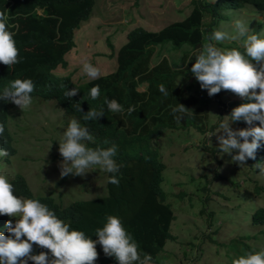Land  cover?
<instances>
[{
	"label": "trees",
	"instance_id": "1",
	"mask_svg": "<svg viewBox=\"0 0 264 264\" xmlns=\"http://www.w3.org/2000/svg\"><path fill=\"white\" fill-rule=\"evenodd\" d=\"M97 2L98 0H0V10H9V28L15 33L14 39L21 60L11 68L0 63V94L15 79H32L35 84L31 93L32 104L54 103L63 111L64 125L68 126L67 121L77 119L94 137V142H86L88 147L107 148L112 143L118 145L114 159L120 165V171L116 174L120 180L119 186L108 182L113 174L106 172L103 196L73 201L61 214L56 211L57 217L70 224L71 229L83 231L96 240V229L104 226L109 215L117 216L138 243L141 253L151 254V263L155 264L157 258L166 253L167 243L176 240L171 234V226L177 220V210L161 188L166 166L157 148L158 142L167 131H178L186 136L196 132L204 137L201 142L205 145L206 135L220 123L211 125L210 106L215 103L223 108L226 102L222 95L227 91L222 89L212 97L208 96L207 90L200 96L194 95L192 89L197 80L190 72L191 64L208 42L207 38L229 18L230 11L240 12L250 6L261 14L262 19L257 21L252 34L264 37V0H214L213 3L209 0H190L186 7L187 13L180 20L170 22L157 31L142 26L128 31L124 45L114 55H109V58L114 56L116 62L113 72L81 83L72 82L70 77L53 75L58 67L68 66L65 55L75 47L74 33L92 17ZM106 41L113 48L109 39ZM166 46L175 52L184 49L178 62H170L163 57L153 64L157 48ZM217 46L237 48L244 52L235 43ZM189 77H194V81L187 86L180 87L177 84V79ZM97 84L100 86V96L92 100L90 90ZM161 84L168 95L159 91ZM72 88L78 89V94L72 98L65 97V91ZM112 99L118 101L125 111L113 113L108 110L106 101ZM244 102L246 101L241 103ZM178 103L188 110L174 114L172 109ZM238 103H230L229 106L237 107L241 104ZM130 106H135L136 110L128 114ZM16 107L12 102L0 100V120L3 124L7 123L11 109ZM80 107L83 112L78 110ZM101 108L104 116L99 120L83 119L88 110ZM177 115L180 116L179 120ZM254 123L259 125V122ZM236 124L238 129L247 127L241 121ZM104 141L109 143L105 144ZM260 143L256 159L247 160L259 169L264 158V141ZM214 179L223 180V177L217 174ZM262 191L264 187L254 188L256 196ZM24 194L30 196L27 192ZM184 196L179 195V198L182 200ZM60 197L63 199L64 195L61 193ZM223 198L226 200V197ZM204 213L199 212L201 215ZM208 215V226L211 228L213 223L216 224L217 218L210 221L215 216L214 212ZM251 224L258 226L259 231L241 238L243 248L234 254V259L249 252L254 253V249L258 252L256 243L264 238V207L255 209L251 215ZM197 240L200 239L193 236L186 245L193 247L192 241ZM33 246V255L49 252L38 245ZM96 250L99 255L95 264H118L114 257L105 256L101 245L97 244ZM180 250H184L182 246ZM51 258L49 252V259ZM28 264L33 262L29 261Z\"/></svg>",
	"mask_w": 264,
	"mask_h": 264
},
{
	"label": "clouds",
	"instance_id": "2",
	"mask_svg": "<svg viewBox=\"0 0 264 264\" xmlns=\"http://www.w3.org/2000/svg\"><path fill=\"white\" fill-rule=\"evenodd\" d=\"M8 11V9L0 10V63L11 68L21 60L14 39L15 33L9 28ZM234 28L235 35L216 30L209 36L208 42L203 45L195 62L191 64L190 72L199 83L201 90H207L209 97L220 93L223 89L246 101L233 108L230 115L224 116L226 120L219 124V132L210 134L213 136L222 133L217 135L219 151L229 154L232 161L241 167L246 166L248 159H256V151L261 146L260 142L264 141V37L251 34L249 25L241 20L234 21ZM242 38L243 53L237 48L221 49L217 46L224 41H236ZM55 71L53 75L61 77ZM83 71L92 80L100 76V69L87 61L83 63ZM61 87L65 86L61 85ZM34 89L35 84L32 79H15L10 87L4 88L0 100L12 102L23 111L32 105L31 93ZM159 91L168 95L162 84L159 86ZM78 92V89L72 88L65 91L64 95L72 98ZM99 96L100 86L97 84L91 88L90 97L96 100ZM40 104H51L54 109L60 111L62 125L67 128L63 134V141L59 143V153L63 158L59 165L61 179L54 183L46 182L42 174L35 172L36 167L31 175H26L31 160L22 151L19 143L21 139L15 128L9 127L13 115L11 109L7 123L3 124L0 120V230L2 231L0 232V264H28L29 261L33 264H95L99 255L96 250L97 244L101 245L105 256L114 257L118 264H152L151 254L141 253L138 243L117 216L109 215L104 226L96 229L95 235L98 237L96 240L91 239L83 231L71 229L70 224L57 217L58 212L61 214L73 201L103 196L106 189V172L113 174L108 182L119 186L120 180L116 174L120 171V165L114 159L118 145L112 143L107 148L88 147L86 142H94V137L87 127L82 126L77 119L67 121L68 126L64 125L62 109L52 102ZM106 104L107 109L113 113L125 111L115 99L107 100ZM78 110L83 112L81 107ZM135 110V106H130L127 112L131 114ZM187 110L179 103L172 109L174 114L185 113ZM103 116V108L92 109L85 113L83 119L99 120ZM176 118L179 120L180 116L177 115ZM240 121L246 123L247 127L233 129L231 125ZM254 122H259V125ZM104 143L109 142L104 141ZM96 167L103 170L98 172L103 178L100 194L90 199L73 200L68 192L62 193L59 190L67 176L84 177L90 169ZM36 177L49 185L34 187V190L32 180ZM83 191L84 189L80 190ZM26 192L30 196L25 195ZM61 193L68 200L66 203L64 197L63 199L60 197ZM33 244L49 250L52 258L49 259V252L33 255ZM158 258L155 264H161ZM232 264H264V250L241 255L234 259Z\"/></svg>",
	"mask_w": 264,
	"mask_h": 264
},
{
	"label": "rangeland",
	"instance_id": "3",
	"mask_svg": "<svg viewBox=\"0 0 264 264\" xmlns=\"http://www.w3.org/2000/svg\"><path fill=\"white\" fill-rule=\"evenodd\" d=\"M189 1L98 0L92 17L75 32V48L66 55L67 68H58L55 73L61 77H70L74 83L88 81L90 78L83 71L85 61L98 67L102 76L113 72L116 62L114 56L109 58V55H114L124 45L128 31L136 26L157 31L170 22L180 20L187 13ZM228 13L229 18L217 30L226 31L230 35L236 34L234 21L241 20L254 30L257 21L262 19V15L250 6L240 12ZM106 39H109L113 48L108 46ZM225 43H235L244 50L243 38L220 44L225 46ZM182 51L184 49L175 52L169 46L157 48L152 63L155 64L163 57L170 62H178ZM193 81L194 77L179 78L177 84L185 87ZM192 93L196 96L204 93L198 82ZM222 97L226 102L223 108L215 103L210 106L211 125L226 120L224 116L230 115L235 108L230 107V103L243 101L230 91ZM16 108L12 110L9 127L15 128L21 139L19 143L22 151L31 160L26 175H31L36 167L35 172L42 174L46 182L59 181V165L63 160L59 153V143L63 141V134L67 129L62 125L61 112L51 104H32L23 111ZM219 124L211 133L220 131ZM231 126L238 129L236 123ZM211 133L206 135L205 145L201 142L204 137L196 132L186 136L178 131H167L158 142L157 148L166 166L161 187L177 210V220L171 226V234L176 240L167 243L169 245L166 251L170 253L161 254L158 258L161 264H232L234 254L243 248L241 238L259 231L258 226L251 224V215L256 208L264 207V191L257 196L254 192L256 186L264 187V158L260 169L248 161L246 166L240 167L232 161L229 154L219 151L217 135L222 133L210 136ZM100 171L103 172L96 167L90 169L84 177L69 175L59 190L62 193L68 192L73 200L90 199L102 192L103 178L98 174ZM217 174L223 180H215L214 175ZM46 182L36 177L32 180V188L35 190L34 187L49 185ZM82 185L84 191L80 192ZM231 185L234 186L231 188ZM179 195L184 196L182 200ZM64 201L66 203L68 200L64 197ZM201 211L205 212L203 215L206 217L199 214ZM213 212L215 216L210 221L216 218L217 221L210 228L208 214ZM193 236L200 240L192 241L193 247L186 245ZM181 246L184 250H180ZM256 246L258 252L264 250V238L258 240ZM255 251L254 249L253 252Z\"/></svg>",
	"mask_w": 264,
	"mask_h": 264
}]
</instances>
